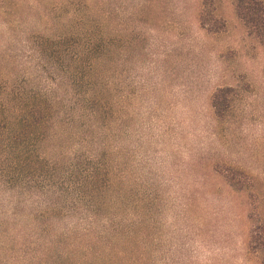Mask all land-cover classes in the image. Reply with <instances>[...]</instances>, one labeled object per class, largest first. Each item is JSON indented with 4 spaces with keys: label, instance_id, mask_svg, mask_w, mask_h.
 Returning a JSON list of instances; mask_svg holds the SVG:
<instances>
[{
    "label": "rangeland",
    "instance_id": "374dc122",
    "mask_svg": "<svg viewBox=\"0 0 264 264\" xmlns=\"http://www.w3.org/2000/svg\"><path fill=\"white\" fill-rule=\"evenodd\" d=\"M8 81L46 119L21 160L0 126V264H262L264 42L234 0H0V97ZM36 154L59 169L55 211ZM90 162L102 209L66 199Z\"/></svg>",
    "mask_w": 264,
    "mask_h": 264
},
{
    "label": "trees",
    "instance_id": "16d2710c",
    "mask_svg": "<svg viewBox=\"0 0 264 264\" xmlns=\"http://www.w3.org/2000/svg\"><path fill=\"white\" fill-rule=\"evenodd\" d=\"M211 0H203V5H210ZM235 9L248 28L251 34L257 36L264 42V2L262 0H234ZM200 21L204 27L211 30L213 14L210 11L200 13ZM93 49L91 43L87 46ZM105 50V46L104 49ZM102 50V53H103ZM84 76L79 69L74 70L72 80L74 84H82ZM5 93L0 97V126L5 128L6 140L1 144L5 150L18 153V159L21 160L28 152L35 151V144L42 138L43 125L45 124V109L35 100V94L21 93L16 90V84L5 82ZM90 85V83H88ZM226 89H220L213 96V107L218 117L223 116L224 107L227 103ZM1 130V128H0ZM31 144L33 148L30 149ZM34 164L28 162L29 168H44L46 177L47 205L49 210L55 211L56 202L65 197L61 190L56 188L59 176V169L56 165L45 163L39 155L36 154ZM226 171V172H225ZM224 171L225 177L233 187L241 188L248 186L249 182L241 171L233 168H227ZM77 172V170H76ZM81 184L78 191H73L66 196V199L72 198L74 203L83 204L87 208L102 209L105 204V194L108 189V172L100 165H94L90 162L87 166L80 169ZM67 205H60V210H67ZM249 251L255 255L264 256V228L252 226L250 230ZM262 264H264V257Z\"/></svg>",
    "mask_w": 264,
    "mask_h": 264
}]
</instances>
